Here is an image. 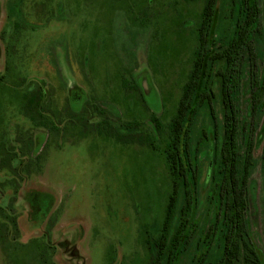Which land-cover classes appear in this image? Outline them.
<instances>
[{
    "label": "rangeland",
    "instance_id": "obj_1",
    "mask_svg": "<svg viewBox=\"0 0 264 264\" xmlns=\"http://www.w3.org/2000/svg\"><path fill=\"white\" fill-rule=\"evenodd\" d=\"M204 2L0 0V211L11 219L0 233V264H149L146 239L160 231L173 183L165 158L140 139L158 137L153 116L167 126L175 113ZM215 10L220 44L234 31L230 0ZM256 51L260 71L264 38ZM39 87L48 126L16 96ZM254 87L246 63L237 97L242 149L250 124L254 144L245 217L264 263V94L253 113ZM75 90L72 103L82 105L70 101ZM214 129L201 108L193 139L205 130L214 140ZM196 158L197 234L176 264H194L214 222L207 196L218 154L207 143Z\"/></svg>",
    "mask_w": 264,
    "mask_h": 264
},
{
    "label": "trees",
    "instance_id": "obj_2",
    "mask_svg": "<svg viewBox=\"0 0 264 264\" xmlns=\"http://www.w3.org/2000/svg\"><path fill=\"white\" fill-rule=\"evenodd\" d=\"M217 1L204 2L192 66L171 121L164 126L153 116L158 137L151 133L140 139L165 158L173 183L166 198L160 231L156 237L146 239L152 255L149 264H176L197 234L194 209L199 204V167L196 155L207 143L211 152L218 154V160L212 164L207 196L214 222L202 238L200 254L194 264H264L263 255L249 235L245 217L248 180L253 165L252 124L243 150L240 138H243L246 125H241L237 104L246 63L251 67L255 81L253 113L259 108L264 94V55L262 69L256 68L259 57L256 45L264 38V0H230L234 31L220 44L213 33ZM218 84L219 91L216 92ZM17 93L24 113L33 121L48 126L50 118L40 109L42 99L46 97L43 89ZM217 99L220 111L214 104ZM74 100L79 99L70 98L71 103ZM77 102L72 104L82 105ZM201 108L207 109L214 120V140H210L205 130L197 142L193 139V121ZM125 127L132 133L138 129L133 123ZM132 135L124 138L118 134L116 137L119 141H131L133 137L135 142ZM0 215L3 216L0 233H7L10 216L4 209Z\"/></svg>",
    "mask_w": 264,
    "mask_h": 264
},
{
    "label": "flooded vegetation",
    "instance_id": "obj_3",
    "mask_svg": "<svg viewBox=\"0 0 264 264\" xmlns=\"http://www.w3.org/2000/svg\"><path fill=\"white\" fill-rule=\"evenodd\" d=\"M264 4V2H263ZM263 10H264V7H263ZM81 96V93L77 90H75L74 92H72V97L75 98V99H79ZM15 253H18L17 251Z\"/></svg>",
    "mask_w": 264,
    "mask_h": 264
},
{
    "label": "water",
    "instance_id": "obj_4",
    "mask_svg": "<svg viewBox=\"0 0 264 264\" xmlns=\"http://www.w3.org/2000/svg\"><path fill=\"white\" fill-rule=\"evenodd\" d=\"M263 7H264V4H263Z\"/></svg>",
    "mask_w": 264,
    "mask_h": 264
}]
</instances>
